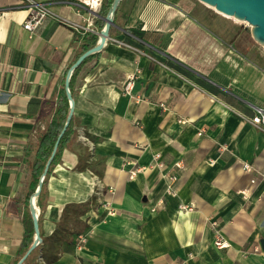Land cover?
<instances>
[{
	"label": "crops",
	"instance_id": "1",
	"mask_svg": "<svg viewBox=\"0 0 264 264\" xmlns=\"http://www.w3.org/2000/svg\"><path fill=\"white\" fill-rule=\"evenodd\" d=\"M37 1L51 14L29 34L25 1L0 0V264L13 263L23 238L33 161L25 148L53 117L80 50L75 37L99 40V8ZM193 7L121 0L114 33L80 67L76 134L47 181L38 264H264V133L249 123L264 106V51L239 52ZM69 205L85 208L66 213L55 244Z\"/></svg>",
	"mask_w": 264,
	"mask_h": 264
},
{
	"label": "trees",
	"instance_id": "2",
	"mask_svg": "<svg viewBox=\"0 0 264 264\" xmlns=\"http://www.w3.org/2000/svg\"><path fill=\"white\" fill-rule=\"evenodd\" d=\"M113 0H102L101 5L99 7L98 16L100 19H97L95 21V24L99 25V30L101 31L104 26V18L108 15L111 4ZM118 10V9H117ZM117 10L115 12V15L113 17V23L114 25L110 27L109 34L112 36V34L115 31V27L117 26L116 22V15ZM205 25H208V23L203 22ZM129 31V30H128ZM130 32V31H129ZM214 32V31H213ZM216 34V32H214ZM225 39H227L225 36H223ZM75 40L80 42V50L78 53V56H81L84 52L87 50L93 48L97 45L98 38L93 33L86 32L82 35H77L75 37ZM229 41V40H228ZM236 50H238L241 53H244V51L237 46H234ZM99 52L94 53L87 57L79 67H77L70 78L69 81V91L72 93V84L73 81L78 74V71L80 67L85 64L89 59L95 57L98 55ZM64 84V83H63ZM69 114V101L66 96L64 85L61 87V89L58 92L57 100H56V107L53 113V117L51 121L46 125L45 129L42 131L37 132L36 136V143L33 145L32 143H29L25 151L27 153L33 154V161L31 163V182L29 185V188L25 194L24 198V207H25V213L23 216V238L20 245V248L15 256V259L12 264H16L18 260L26 253V251L30 248L32 245V242L34 240V228H33V220L30 214V200L33 197L34 193L36 192L37 186L40 182L41 176L43 174L45 165L47 161L49 160L51 153L53 151L54 145L65 125L67 116ZM76 134V124L75 120L72 117L69 125L67 126L63 136L61 137L56 153L54 157L52 158L50 162V166L48 168V171L42 181V187L41 191L36 197L35 205L40 208V214L38 216V225H39V231H40V220L42 216V212L44 209V203H42V199H47V181L50 175L52 174V170L56 165L60 163L61 155L64 150H67L72 145L73 139ZM85 157H79L78 163L76 166V169L78 171L85 170ZM85 208L84 205H69L66 207L63 217L60 221V223L57 226V229L55 231V234L53 236V241L55 244H57L59 241H61V237L64 236L66 233V227L68 222L70 221V217L66 216V213H73L75 215H80L83 212V209ZM41 234V232H40ZM40 244L28 255V257L25 259V261L22 264H38V257L40 252Z\"/></svg>",
	"mask_w": 264,
	"mask_h": 264
},
{
	"label": "water",
	"instance_id": "3",
	"mask_svg": "<svg viewBox=\"0 0 264 264\" xmlns=\"http://www.w3.org/2000/svg\"><path fill=\"white\" fill-rule=\"evenodd\" d=\"M202 5L206 6L209 9H212L215 13L225 17L232 18L237 22H245L249 26V34L251 39L264 50V0H197ZM121 0H113L108 15L104 18L105 26L99 32V40L97 45L93 48L84 52L81 56L77 58V60L71 65L69 71L65 77L64 88L66 92L67 99L69 101V114L67 116L65 125L54 145L53 151L49 160L47 161L43 174L41 176L40 182L37 186L36 192L30 201V213L33 220V228H34V240L30 248L26 251V253L18 260L16 264H22L28 255L42 242L40 233H39V225H38V217L35 211L34 200L38 196L41 191L42 181L48 171L50 166V162L54 157L59 141L63 136L69 122L72 118L73 114V106L74 102L69 91V81L73 71L81 65V63L90 55L99 52L104 43L109 39V30L110 27L114 25L113 17L115 15L116 10L118 9Z\"/></svg>",
	"mask_w": 264,
	"mask_h": 264
},
{
	"label": "built area",
	"instance_id": "4",
	"mask_svg": "<svg viewBox=\"0 0 264 264\" xmlns=\"http://www.w3.org/2000/svg\"><path fill=\"white\" fill-rule=\"evenodd\" d=\"M26 4V8L28 10V16L25 22L23 23V29L31 34L38 26H40L43 21L51 14L50 9L48 8L46 3L37 1V0H24ZM80 5L87 7L89 10H96L100 7L102 0H76ZM77 27V25H73ZM134 77L128 76L124 86L123 91L125 94H129L132 89ZM254 114L249 119V123L255 128L264 133V106L262 107H253ZM83 141H87L85 137H81ZM155 165L159 168H163L164 164L162 163L159 155H154ZM243 169L245 171H251V166L248 164L243 165ZM261 177H264V172L260 173ZM169 185L167 187V191L171 192L172 184L175 181L174 176L168 177ZM255 180H251V183H254ZM191 210V206L189 205H179V211H189ZM215 228V239L214 246L217 249H222L225 246V242L220 234V231L217 229L216 224L212 223ZM84 242V238L82 236L78 237L77 248H80L82 243ZM42 259H39L41 262Z\"/></svg>",
	"mask_w": 264,
	"mask_h": 264
},
{
	"label": "rangeland",
	"instance_id": "5",
	"mask_svg": "<svg viewBox=\"0 0 264 264\" xmlns=\"http://www.w3.org/2000/svg\"><path fill=\"white\" fill-rule=\"evenodd\" d=\"M190 2L194 5L192 14L199 18L200 21L208 23L222 36L232 40L235 46L242 49L245 53L257 55L259 51H264L251 39L247 23L225 18L197 0H190Z\"/></svg>",
	"mask_w": 264,
	"mask_h": 264
},
{
	"label": "bare ground",
	"instance_id": "6",
	"mask_svg": "<svg viewBox=\"0 0 264 264\" xmlns=\"http://www.w3.org/2000/svg\"><path fill=\"white\" fill-rule=\"evenodd\" d=\"M232 19V18H231Z\"/></svg>",
	"mask_w": 264,
	"mask_h": 264
}]
</instances>
